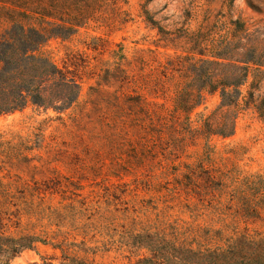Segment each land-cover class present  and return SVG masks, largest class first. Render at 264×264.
Returning <instances> with one entry per match:
<instances>
[{
    "label": "rangeland",
    "instance_id": "1",
    "mask_svg": "<svg viewBox=\"0 0 264 264\" xmlns=\"http://www.w3.org/2000/svg\"><path fill=\"white\" fill-rule=\"evenodd\" d=\"M219 14L262 26L264 0H105L78 34L47 44L78 75L81 95L63 114L30 107L0 117V180L13 196L0 210L6 236L45 240L9 264H135L146 256L135 236L169 226L264 232V118L243 99L234 135L206 136L219 95L187 116L174 109L175 82L156 83ZM252 83L264 105V75L250 76L244 96ZM155 113L176 115L175 128ZM241 202L259 215H243Z\"/></svg>",
    "mask_w": 264,
    "mask_h": 264
},
{
    "label": "trees",
    "instance_id": "2",
    "mask_svg": "<svg viewBox=\"0 0 264 264\" xmlns=\"http://www.w3.org/2000/svg\"><path fill=\"white\" fill-rule=\"evenodd\" d=\"M104 1L0 0V117L30 107L58 114L74 107L81 95L79 77L70 67L58 65L45 48L51 40H68L78 34L100 12ZM148 19L158 27L150 17ZM262 22L226 21L219 14L213 28L200 29L190 37L191 56H177L161 70L166 81L158 79L157 85L175 82L176 112L190 116L203 103L206 94L219 95L221 103L212 122L204 125V135L233 136L236 110L243 99L247 105L255 106L264 118V105L257 104L254 83L247 96L242 91L250 76L264 75V25L259 26ZM181 31L169 33L159 28L165 37ZM196 54L203 58L196 59ZM175 116L168 119L162 113H155L154 118L162 128L170 129L175 128ZM188 119L183 124L189 125ZM199 169L204 170L201 166ZM221 187L218 183L217 189ZM0 198L3 211L13 196L1 180ZM241 199L239 196L238 200ZM246 205L243 215H259L252 203ZM243 209L239 211L244 213ZM7 227L4 218H0V264H9L22 250L32 248L36 242H45L34 236H6ZM229 229L230 226L221 230L169 226L158 232L137 235L133 244L145 250L146 256L135 264H264V232L248 229L237 232L234 227L232 234L227 235ZM72 262L93 264L75 259Z\"/></svg>",
    "mask_w": 264,
    "mask_h": 264
}]
</instances>
